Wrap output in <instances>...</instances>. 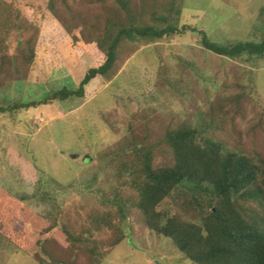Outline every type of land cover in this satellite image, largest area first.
Segmentation results:
<instances>
[{
    "label": "trees",
    "instance_id": "trees-1",
    "mask_svg": "<svg viewBox=\"0 0 264 264\" xmlns=\"http://www.w3.org/2000/svg\"><path fill=\"white\" fill-rule=\"evenodd\" d=\"M182 18V0H0V86L12 79L8 73L14 56L26 57L28 65L27 72L14 67L19 76L14 79L51 86L40 99L0 102V113L85 101L116 76L124 63L119 55L126 40L182 39L190 31L197 32L202 48L218 56L251 62L264 58V36L257 41H215L205 29ZM45 21L57 23L69 37L79 64L75 70L65 64L46 73V64L41 63L35 70ZM176 58L182 66L179 75L168 73L156 84L169 86L176 95L210 99L209 88L203 91L197 77L191 81L189 64ZM214 99L204 122L192 124L174 115L156 133L135 125L143 116L148 118L145 124L152 122L156 109L129 107L128 98L123 115L130 119L128 134L111 150L114 157L109 161L116 183L107 199L116 210L88 217L98 229L116 236L112 247L124 240L123 221L138 207L145 226L169 239L195 264H264V114L246 132L235 124L245 109L242 98L233 94ZM244 136H250L249 143ZM68 236L77 244L91 237ZM82 247L98 254L96 245Z\"/></svg>",
    "mask_w": 264,
    "mask_h": 264
},
{
    "label": "rangeland",
    "instance_id": "rangeland-1",
    "mask_svg": "<svg viewBox=\"0 0 264 264\" xmlns=\"http://www.w3.org/2000/svg\"><path fill=\"white\" fill-rule=\"evenodd\" d=\"M182 7V21L205 29L215 41H257L264 36V0H182ZM199 39L197 32L188 31L182 39L126 40L119 55L124 63L116 76L85 101L44 104L14 115L0 113V264H195L169 239L150 231L138 207L123 221L124 240L113 247L116 236L98 229L88 217L116 210L107 199L116 183L109 161L114 157L111 150L128 134L124 112L130 106L156 109L152 122L145 124L148 118L143 116L135 123L156 133L174 115L192 124L204 122L205 110L217 95L242 98L245 109L235 124L246 132L264 114V58L252 62L224 58L202 48ZM70 45L57 23L45 21L35 70L40 63L46 64V73L65 64L71 71L78 68ZM177 56L189 64V79L197 77L203 91L209 88L210 99L176 95L169 86L156 84L168 73L179 75ZM12 61L8 73L12 79L0 86V102L42 98L51 86L47 89L46 81L14 79L19 77L14 67H25L27 72L28 65L24 56ZM55 85L59 87L60 81ZM244 137L249 143L250 136ZM68 233L91 237L77 244ZM83 245H96L98 254L87 252Z\"/></svg>",
    "mask_w": 264,
    "mask_h": 264
}]
</instances>
